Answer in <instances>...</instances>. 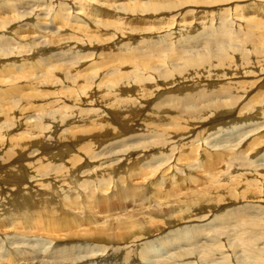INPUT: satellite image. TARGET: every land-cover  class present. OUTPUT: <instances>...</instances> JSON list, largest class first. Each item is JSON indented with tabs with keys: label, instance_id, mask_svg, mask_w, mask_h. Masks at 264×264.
Instances as JSON below:
<instances>
[{
	"label": "bare ground",
	"instance_id": "1",
	"mask_svg": "<svg viewBox=\"0 0 264 264\" xmlns=\"http://www.w3.org/2000/svg\"><path fill=\"white\" fill-rule=\"evenodd\" d=\"M82 1L83 2L85 1L84 2L85 4L90 3L89 0H80V1L77 0L75 5L77 7L78 6L81 7L80 8L81 10H83V8H84L81 5ZM178 2L176 0L169 1V2L168 1L167 2H159V1L155 2L154 1V2H145V3H140V2L135 1L134 2L135 4H132V3L121 4L117 7L118 8L121 7L122 13H132V14L137 13V12L144 13L141 11H144V10L146 11V9H148L149 13H150V11H158V10L163 9V8L176 7V6H178V4L181 3V0H179ZM190 2H192V1H190ZM126 3H128L127 0H126ZM91 5H92V3H90V6L88 7V9H90ZM50 6L51 5L44 6V7H41V6L40 7L39 6L32 7V6L28 5L27 7H24L23 2H20V1L19 2H11V3L8 2L5 4L6 11L9 10V13L12 14L13 19H20V20L25 18V16H32L35 13V11H39L41 13H43V11L50 12L52 10V6L51 7ZM20 8L21 9L23 8L22 9L23 11L20 10ZM25 8H27V9H25ZM85 8H86V6H85ZM60 9L63 11L64 8L61 7ZM255 9H257V8H255ZM61 10H58V11H61ZM87 13H88V11H87ZM4 15L0 16V22H5L7 24L8 23L7 21H8V19L10 20V17H5ZM262 17H261V19H262ZM257 18L259 19V17H257ZM54 19H55L54 22L58 21V23H56V24H60V23H63L65 21V17L62 18L60 15H56L54 17ZM232 19L233 18L231 17L230 20H228V21L231 22ZM258 19L257 20H255V19L249 20L251 22H249L248 27H251V28H249L248 30H250V29L251 30H253V29L258 30L257 29L258 27L261 29L264 28V23ZM189 25H187V27L185 29H187ZM223 25L226 26L227 24L224 22ZM241 26L242 25H240V27ZM193 30H195V28ZM211 31H212V29H211ZM35 32H36V30H35ZM230 32L231 31L226 30L227 36L224 38H219L217 45H215L216 50L209 51V52H203L199 55H196V57H192L189 60L185 59L184 62H186V60H187L186 64H188V65L190 64V67L192 65L193 68H196L197 74H200V77L197 80H200L203 83L204 80L207 82V81H212V80L217 79V78H221V79L224 78L225 79L227 77V75L230 74V71L226 72L227 69L225 67L232 68L235 70V66H237V65H235L236 59L238 57L241 59L245 58V56L243 55V52L241 50L240 51H241L242 55L237 56V53H236L237 57H234V59L229 57L231 55V52L235 51V50L232 51L230 44H229L230 46L227 45L230 41H232L231 39H233L232 38L233 35L230 36L231 34H229ZM244 32H245V30H244ZM260 32L261 31H259V34H260ZM174 33H175V31H174ZM174 33H172V34H174ZM184 33H185V30H184ZM252 33L253 32H250V34H252ZM256 34H257V32H256ZM167 35H166V38H167ZM247 35H248V33H247ZM247 35H246V37H248ZM183 36H185V35H183ZM221 36H222V34H221ZM170 37L172 38V36H170ZM255 37H256V35H255ZM178 38H180V37H178ZM254 38H253V40H254ZM1 39H0V56L3 57L6 55H9L10 52L13 53L15 51L14 49L7 48V47H9V45L13 44V42H11L12 40L9 38H5V40H1ZM121 39H122V37H121ZM196 39H197V37H196ZM250 39H251V37H250ZM259 39L260 38H258V40ZM262 39H263V37H262ZM8 41H9V43H8ZM56 41H58V39ZM150 41H152V40H150ZM169 41L172 42L171 40H169ZM181 41H183V40H181ZM191 41H193V40H191ZM256 41H257V38H256ZM4 42H7V44H4ZM38 42L39 43H37V45H36L37 48L41 47L42 46L41 43H43L42 40L38 41ZM65 42H66V40H65ZM152 42H154V39ZM261 42H264V41H261ZM175 43H177V42H175ZM244 43H246V42H244ZM241 45H243V44H241ZM36 46H35V48H36ZM130 46H131V43H130ZM136 46L137 45L135 44V47ZM161 46H163V45H161ZM21 47L22 48H20L19 51H17L15 54L13 53V54L16 56L21 55V54L22 55L23 54L24 55L29 54V55H31V59H34L32 57L36 56L37 51L35 52L34 49H32L33 48L32 46L31 47L28 46V48H27V46H21ZM155 47L156 46H154L152 48L154 49ZM17 48H19L18 45H17ZM168 48L171 51L174 49V48L172 49L171 46ZM203 48H205V47L202 46L201 49H203ZM260 48H262V46ZM263 48H264V43H263ZM129 49H127V50H129ZM133 49H135V48H133ZM149 49H151V48H147V51ZM193 49H194V47H193ZM156 50L157 49H155V51ZM160 50H162V49H160ZM163 50H166V48L163 47ZM119 51H121V50H119ZM123 52H125V50ZM253 52H255V51L253 50ZM256 52L258 53V51H256ZM12 53H10V54H12ZM126 53H128V52L126 51ZM139 53H141V52H139ZM139 53H138V55H139ZM167 53H165V54H167ZM129 54H130V52H129ZM142 54H144V52H142ZM146 54H147V52H146ZM146 54H144L142 56H145ZM153 54L154 53H152V55ZM177 54H180V53H177ZM185 54H186V52H185ZM194 54H196V53H194ZM29 55L25 56V58H27ZM87 55L88 54H84L82 52L75 53L71 57V59H74L75 61L71 60L70 61L71 63L64 62V63H60V65H58L56 63H52V62H50L48 64H44L43 60H41L37 57L38 61H35L36 63L34 61L33 62H27L28 60L22 61L23 64H26V63L31 64L30 66L22 65L20 67H18V66L16 67L17 69L21 68L20 70H22V71H24V69H25L24 67H27L28 70L32 73V76H37V75H35L36 73L42 72L43 76L42 77L40 76V78H41L40 81H37V82L31 81L32 84L35 83L34 85H36L38 82H41V83H38V85H40V86H42V85L52 86V85L48 84L52 80H54L53 82H56V83H60L62 81L66 83L67 88L63 91L61 90L62 92L55 93V91H53L54 93L50 94V92L47 91L48 92L47 93L48 98H50V100L53 103L52 107H48L49 101L44 99L45 93L43 90L41 91L40 88H39L40 92L39 91L35 92L36 95L24 93V96L20 99H17V100H16L15 96L13 98L11 97L12 96L11 89H13L14 87L9 88L7 86L6 90L0 92V99H1V105H0V139H1V142L5 143L6 149H7V152L5 154H1V152H3L4 150L0 151V167H1L0 169L5 170V175L0 178V232L6 231L5 236L2 238L3 240H0V264H28V263L32 262L37 255L42 256V258L44 259V260H40L41 264H67V263L70 264L71 260H75L76 257H77V259H79V260H77V262H78L77 264H93L95 258L98 255L101 256V254H99V253L109 252L108 250H110V249L115 250L118 248V246L112 247V245H114V244L120 245L121 243H123L124 246L128 245L127 247L132 248V249L134 247H138L140 250L139 252H140L141 257L146 258L148 256H150V257L156 256V254H154V253L156 252V250H157L156 247H158V246L155 244V242L148 240V241H145L144 243H141L138 245H136V244L134 245V243H136L140 239L150 237L152 235L155 236L156 234L162 232V228L165 224L168 225L169 227H172V226L174 227V225H172V223L179 221L178 219H175V218H181L182 220L184 219V220H191V221L194 220L195 222H197V221L205 222L207 220V217H209V214H210L209 204L218 201V198H220L221 201H224V200H231L232 201V199L237 200V199H245V198L247 200L248 199L249 200H256V199L261 198L260 195H262V194L258 193L256 190H258V191L262 190L264 188L263 187L264 183H262V179H260L261 177H259V174L255 173V171L259 169L257 166H260V165L264 166V163L263 164L260 163L257 165L255 162L256 165H254V164L252 165L249 161L246 163V164H248L246 166L244 165V163H240V167L237 169H241L242 171L244 170L243 172L236 171V170L234 172H232V171L230 172V169H232V167H234V161L235 162L240 161L239 158H243L245 156V152H247L251 148L252 143L257 139V138L254 139L251 142V144L246 145V150H243L242 147H239V145L243 141V140L239 141L241 139V137L246 136L245 140H247L248 138L253 136L251 133H249L250 131H246L244 135H241L236 140V141H238V143L235 145H231V144L236 142V141L230 143V146H221L220 144H218L221 141L210 142V140L205 139V141L201 140V142H203L202 146L204 147V149H206V151L203 148H202L203 151L200 150V148H201L200 142H199L200 140L198 141V144L196 146H193L191 148L192 150L191 149L187 150V148H185V147L187 146V144H186L187 141L190 139L189 138L190 133L189 134L188 133L176 134V126L171 125L170 123L166 125L165 124V123H167L165 121L166 116L162 115V113H161L162 110H166L167 108H160L158 110L159 115H156L155 113L154 114L150 113L149 115H147L149 112L148 113L146 112L147 117L144 116L142 119V122L139 125L133 124V128L135 126V129H136V127H140V125H142L140 131L143 130V131L147 132L149 130V131H151L150 133H154L156 138H162V141L160 140L158 142V144H155V147L163 148L164 150L167 149V151H163V152L158 151L157 153L147 155L146 154L147 150L152 148L151 145H152L153 140H150V139L154 137L153 135H149V134H147L146 136H135L132 139L128 137L127 140L122 139L118 142L108 143L106 146H104L103 148L100 149L101 151L99 150V148H96L95 145L98 147V144H99V142H97L98 140H100L102 138H104L103 140H106L109 138V136L107 138L106 134H108L111 131L110 125L112 124V122L116 123V120L118 119L119 115L121 114L120 112L125 113L128 110L132 113L133 116L136 114H137V116H139L141 112L138 111L137 109L139 106H140L139 108H141V107L144 108L145 103L144 104L142 103L143 105H141V102L142 101L144 102V100H142L141 102H139L140 105H138V103L136 101H138V99H140V98L145 97L146 94H148V93H156V89L158 87L152 82L153 80H151V79L149 80V77H148L149 74H147V76H146V73H148V72H146L142 69V67L143 68H145L147 66L149 67V64H148L149 62L147 63L146 60L144 62H142L140 60V62H142V64L140 65V63H139V66H136V67L131 66L132 68H130L129 71H124V70L120 69L121 67H125V65H123L125 61L124 62L121 61V63H122L121 66H117V67L115 66V68L113 70L110 69V71L112 70L111 72H113L112 74H110L109 76L107 73H106L107 75H103V77L105 76L106 79L101 77V72L99 73V71H98L95 74L86 77V81H84L83 86H81V90L78 89V91H77V89H76L77 86L76 85L73 86L69 81H70V79H73L72 81L75 83L78 80V78H80V77L77 76V78L76 77L74 78L73 76H76V75L72 74L71 71L67 72V77L63 76L61 74L62 73L61 68H65V67L67 68V67H70L71 65L74 66V65H78V64H79L78 67L80 68L81 66L85 65L84 59L87 58ZM148 55H149L148 57H150V54H148ZM248 55L250 56L252 54H248ZM253 55H255V53ZM45 56H44V58H45ZM49 56L50 55H48L47 57H49ZM181 57L184 58L185 56H181ZM190 57H187V58H190ZM259 57L262 58V61L264 60V51H262V52L260 51ZM153 58H155V57H153ZM126 59L127 58H125V60ZM128 59H129V56H128ZM138 59H139V57H138ZM151 59H152V57H151ZM165 59H167V57H165L164 60ZM170 59H171V56H170ZM246 59H248V58H245L242 60L245 61ZM136 60H137V58H136ZM143 60H144V58H143ZM158 61L159 60H157V63H158ZM167 61H169V58ZM167 61L165 60V62H167ZM160 62H161V60H160ZM172 63L173 62H171V64ZM131 64H133V63H131ZM160 65L161 64H159V67H160ZM177 66H175L174 69L179 68V66L178 67ZM184 66H185V63H184ZM118 67H120V68H118ZM172 67L173 66H171L170 68L172 69ZM94 68H96V66ZM112 68H113V66H112ZM153 68H155V67H153ZM161 68L162 69H160V68L159 69L162 71L163 69L166 68V66L164 68L163 67H161ZM238 68H240V67H238ZM179 69H178V71H179ZM259 69L263 71L264 66L259 67ZM11 70L13 71L14 69H11ZM165 70H167V69H165ZM17 71H16V73H17ZM55 71H56V74H55ZM173 71H176L179 74V72L177 70H173ZM183 71H185V70H183ZM190 71L191 70H189V72ZM218 71H220V72H218ZM241 71H244V69H241ZM25 72L27 75V71H24V73ZM161 73H162V75H168V74H163V72H161ZM173 73H175V72H173ZM187 73H188V71H187ZM19 74H22V72ZM237 74H239V73H237ZM245 74H246V72L244 71L242 73V76H244ZM6 75H8V74H6ZM29 75H31V74H29ZM175 75L177 76V74H175ZM185 75H186V73H185ZM22 76H23V74H22ZM204 76H206V78ZM15 77L16 76L14 74V78ZM160 77H159V79H161ZM16 78H19V75ZM22 78L27 79V78H29V76H24ZM134 79L137 80L136 83L133 82ZM171 81H172L171 84H174V86L177 85L179 87L178 92L183 93V94H178V95H181L180 102H178V101L174 102L175 99L174 100L173 99L168 100L165 98L164 104L159 103L158 105L165 106L168 108L170 107L172 109L171 111L175 110V115H181L180 113L183 112L181 105H186V104L192 103V102H189V100L191 98L187 95L189 93H186V92H189V90L187 89V91H186V89H185L186 87H188V85L183 83V85L180 86L179 83H182V81H177V79L174 81L173 80H171ZM200 81H198V82H200ZM31 82H29V84L31 86H34L31 84ZM193 82H195V83H193L195 86H196V84L197 85L199 84V83H196L197 81H193ZM151 83H153V84H151ZM230 83L226 82L225 84H222L219 86H217V84L214 83V84H216V89L215 88L212 89V87H211L212 82L210 84L208 82V84H203V85H205L206 88L207 87L211 88V89H209L210 91L221 90L220 93L224 94L226 97L229 93L232 92L233 86L235 85V84L231 85ZM232 83H234V82H232ZM250 83H251V81H250ZM88 85H89V88L93 91H88L86 93L88 95V99L82 100L81 103L77 105L76 103H74V101H75L74 99L76 98V94H79V95L83 94L84 95L85 94L84 87H87ZM165 85L166 84H164V86ZM194 85L191 84V86L188 88H193L192 86H194ZM15 87H16V84H15ZM35 87L30 88V91L31 90L35 91ZM201 87H203V86H201ZM213 87H215V86L213 85ZM235 87H237V86H235ZM17 88H18V86H17ZM25 88H26V86H25ZM222 88H223V90H222ZM22 91H24V90L22 89ZM239 92H240V89H239ZM55 94H58L60 97L59 96H57V97L52 96ZM60 98H63L65 100H61ZM176 98H177V96H176ZM187 98H189V99H187ZM11 100H13V102ZM31 100H33V101H31ZM35 100L37 102H39L38 106L34 105L36 103ZM190 101H192V100H190ZM208 101H209V99L205 98L203 104L209 105L210 103H208ZM67 102H69L70 105H66L65 103H67ZM237 102L240 103L239 100ZM263 102L264 101H262V104H263ZM45 103H47V104H45ZM220 103H221V101L217 102V105L215 106L216 107L215 110L216 109L218 110L219 106L220 107L223 106V104L220 105ZM243 104H244V102H243ZM245 105H246V103L244 104V106ZM262 106H264V105H262ZM255 107H256V109L257 108L259 109L260 106L259 107L255 106ZM260 109H261V107H260ZM232 110H233V108L231 110H226L225 113L220 112L218 116H215V118H213L211 121L209 120V123H213L216 120L229 118L230 116L233 117ZM253 110L254 109L252 108V111ZM184 112L187 114L186 120H189V118L197 115V113H195L197 111H192L189 109H186ZM261 112H262V117H264V107L261 110ZM183 114L184 113H182V115ZM182 115H181V117H182ZM133 116H132V118H133ZM235 117H236V115H235ZM130 124H132V123H130ZM122 126H125V125H122ZM61 129H63V130H61ZM261 129H263V131H264V127H260L257 130V132ZM184 132H187V131H184ZM250 134H251V136H250ZM92 136H94L96 138H94V139L90 138ZM83 137H84V139H83ZM81 141H88V142H86V144L83 145V148H82L88 153L87 155L83 154L84 157L79 155V154L77 156L73 154L74 152H76L77 147H82V146H79V143ZM259 142H260V140L257 139V143H259ZM53 143L55 145H52ZM50 146H53L57 150L52 151ZM59 146H60V148H59ZM91 146H92V149H91ZM241 146H243V145L241 144ZM253 146H255L257 149L259 147V144H257V145L253 144ZM260 147H262V146H260ZM9 150H12L13 154H10V153L8 154ZM99 151H100V153L97 154ZM68 152L72 153L73 157L70 158L68 161H64V156ZM255 153H256V151H255ZM252 154H254V152H252ZM138 155L140 158V159L138 158L139 161H141V160L144 161L146 159H148V161H149V158L152 157L153 155H156L155 157L160 156V159L157 162V168L155 170H148V172H146L145 169H146V166L148 163V161H147L145 163V165L143 166L141 173H139L138 179L141 180V183L138 184L136 182H133V183L127 182L124 179H122L120 176H118L119 171L117 172V168H120L121 165L125 166L127 164L126 161L128 163H130L131 161H133V158H135V156L138 157ZM88 156H89V158L87 159ZM31 157L37 158L35 160V162L37 163L35 166H32V164H29V165L22 164V162H21L22 159L24 161H27ZM90 157L91 158L97 157L96 160H97L98 164H97V166H94L93 167L94 169L91 171L90 170L88 172L83 171L81 174L87 175V177L85 179H83L82 181L78 182L79 177H80L79 176L80 174L78 171H79L80 167L83 168V166L89 168V165H90L89 161L91 159ZM263 157H264V154H263ZM259 158H260V156H259ZM211 160H213L215 162L216 166L219 165V168L217 169V172H218L217 175H213L214 172L211 173V170L214 169L212 167V164H210V163L208 164V161H211ZM155 161H157V159H154L151 162H155ZM262 162H264V159H262ZM3 165H5V167H3ZM235 165H239V164H235ZM114 166H116V168ZM123 166H121V167H123ZM243 166H245V168ZM198 167L200 169V172L205 173V171H209V174L211 177H213V176L220 177L223 182H226L228 187L224 190H221L218 187L213 188L215 190V193H216V198H214L208 194L194 195V194L188 193V190H187V188H185L186 186L184 184V181L186 179L190 178V176L187 173L190 170H197L198 171ZM87 168H86V170H87ZM262 169H264V167H262ZM20 171H26V172L24 175H21L22 172H20ZM258 171H260V170H258ZM238 172L240 174H238ZM251 174L254 176H257V177H254V179H252ZM92 175H95L94 179L91 178ZM89 176H90V178H89ZM242 176L245 178H243ZM248 176L250 179H248ZM81 178H80V180H81ZM221 180H216V181L212 182V184H220ZM259 180H261V182ZM14 181H15V184H13ZM171 181L173 182V188L172 189H166V185H169V183ZM161 182H163V185H161ZM179 188L181 189L182 193L178 192ZM248 188H252L255 190L252 193L247 194V192H249V191H247ZM2 189L3 190H9L13 193L11 195L5 194V196H3V195H1ZM184 190H186V192H183ZM210 193L213 194L214 192H210ZM239 202L242 203L241 201H239ZM243 202H245V201H243ZM203 204H204V207H202L198 210L193 209L194 207H198V205H203ZM232 205H234V204H232ZM214 206H216V205L211 206V210L214 208ZM242 208H244V207H242ZM244 209H246V208H244ZM259 209H261V206ZM251 210H252V208H251ZM234 214H235V212H234ZM244 214H246V213H244ZM250 214H252V213H250ZM199 215H200V217H199ZM238 215L239 214H237V217H238ZM234 216H236V215H234ZM237 217H236V219H237ZM262 219H264V218H262ZM241 220H243V219H241ZM246 220H248V219H246ZM243 221L245 223V220H243ZM220 224H225V222L222 223V221H220ZM202 225H204V224H202ZM202 225L201 224L197 225V227H200ZM204 226H207V225L205 224ZM259 226H261V225H259ZM217 227H216V229H218ZM225 228H226V226H225ZM206 230L207 229H203L202 231L204 232ZM228 230L229 229H227V231ZM194 231H195V233H194ZM200 231H201L200 229L195 228L194 230H188V233H185L182 235H180L181 232H177V233H175L176 237L170 238L169 244L180 243L182 241H190V240H193L195 242L196 241L195 239H197V237L201 235ZM202 231H201V233H202ZM221 231H224V228H222ZM39 232H41L43 234L46 233L48 235L47 238H49V237H54V238L52 240H48L45 237L39 238L38 235H41ZM211 232H212V229H211ZM224 232H222V233H224ZM234 232H235V230H234ZM259 232H260V230H259ZM256 233H258V232H256ZM260 233H258V234H260ZM218 234H219V232H218ZM250 234H252V232ZM6 235H8V236H6ZM187 235H193V237L183 238L184 236H187ZM220 235H221V233H220ZM225 235H224V237H226ZM202 236H205V235L202 234ZM207 236H208V234H207ZM234 236H236V234ZM236 237H238V236H236ZM207 238L209 239V237H207ZM228 238L233 239L229 235H228ZM84 239H85V241H91V242L86 243V245L80 244V241L84 240ZM165 239L162 241L161 240L158 241L159 246H161V247L163 246L162 247L163 249H165V247H166V246H164L165 245L164 244ZM58 240H59V242H58ZM54 241H56V244L54 243ZM207 241L208 240L206 239V241H203V242L206 243ZM214 241H216V240H214ZM251 241H252V239H251ZM192 243L193 242H190L189 244H192ZM240 243H242V242H240ZM253 243H254V241H253ZM172 244H171V246H172ZM242 244L244 246L248 245V247H245L248 251L246 249L245 250L249 255L251 254V257L253 258L250 261H247L243 264H264V251L262 252L260 250H258V251L255 250L254 247L252 246V244L248 243L247 239L246 240L244 239ZM258 245L259 244H257V246L256 245H254V246H256V248H257ZM229 246H231V245H229ZM259 246H261V245H259ZM168 247H170V246H168ZM207 247H209V246L207 245ZM207 247L203 246L202 247L203 249L200 252L196 251V250H195L196 252H192L190 249H185V248L182 249L181 248L182 250H180L179 252L178 251L175 252L174 257L170 260L169 263H166V264H185V263H182V261H185L186 259H188V260L191 259L193 262L194 260H196V259L198 260V258H201V257L207 258L204 255L210 256V254L212 253L210 250L211 247L210 248H207ZM212 247H215V246L212 245ZM219 247H216V250ZM233 247H234V245H233ZM261 247H259V248H261ZM178 248L180 249V247H178ZM262 249H263V247H262ZM245 250H244V252H245ZM42 251H44V252H42ZM126 251H124V252L126 253ZM40 253L43 255H41ZM200 254H201V257H198ZM243 254H245V253H243ZM212 255H214V254H212ZM131 256H129V258ZM109 257H110V255H109ZM81 259H83V260L81 261ZM178 259H181L182 261H180L178 263V261H177ZM67 260H70V261H67ZM109 260H110V258H109ZM74 263H75V261H74ZM233 263H236V261ZM150 264H161V263H159V261H156V262L153 261Z\"/></svg>",
	"mask_w": 264,
	"mask_h": 264
},
{
	"label": "rangeland",
	"instance_id": "2",
	"mask_svg": "<svg viewBox=\"0 0 264 264\" xmlns=\"http://www.w3.org/2000/svg\"><path fill=\"white\" fill-rule=\"evenodd\" d=\"M19 1L23 2L24 7H27L28 5H30L32 7H35V6L44 7V6L51 5L52 10L50 12L43 11V13L34 10L35 13L32 16H25V18H23L21 20L20 19H13L12 14L9 13V10L6 11L5 4L8 2L11 3V2H19ZM76 1L77 0H0V16H3L5 14L4 15L5 17H10V20L8 19L7 24L5 22H0V39L2 38L1 40H5V38H9L12 40V41L11 40L10 41L13 42V44L9 45V47H7V48L14 49L15 50V51L13 50L14 54L17 51H19L20 48H22L21 46H27V48H28V46H30V47L32 46L33 47L32 49H34L35 52L37 51L36 56H34L35 55L34 54L33 55L34 57H32L34 59H31V55H29V54H27L29 56L27 58H25V56H27V55L21 54V55L16 56L12 52H10L12 54L9 53V55L3 56V57L0 56V92L6 90L7 86L9 88L14 87L13 89H11V93H12L11 97L13 98L15 96L16 100H17V99L22 98L24 96V93L36 95L35 92H38V91L40 92V89H41V91L43 90L45 93L44 99L49 101L48 107H52L53 103L50 100V98H48L47 93L48 92H50V94L54 93L53 91H55V93H58V92H62L63 90H65L67 88L66 83L63 81L60 83H56V82H53L54 80H52L51 82L48 83L49 85H52V86H47V85L40 86V85H38V83H41V82H38L36 84L37 86L34 85L35 83L32 84V82L40 81V79H41L40 76L42 77L43 73L38 72L35 74L37 76H32V73L28 70V68L24 67L25 68L24 71H27V75H26V72L24 73V71L20 70L21 68H18V69L16 68L17 66L20 67L22 65H28V66L31 65V64H27V63L23 64L22 63L23 60H28L27 62H33V61L35 62V61H38V59H37V57H38L39 59L43 60L44 64H48V63L52 62V63H56V64L60 65V63H64V62L71 63L70 61L74 60V59H71V57L75 53L82 52L84 54H88L87 58L84 59V61H85L84 66H81L79 68L78 67L79 64H78V65H74V66L71 65L70 67H67V68L66 67L61 68L62 69L61 74L63 76L67 77V72L71 71L72 74L76 75V76H73L74 78L75 77L77 78V76L80 77V78H78V80L75 83L72 81L73 79H70V81H69L73 86L74 85L77 86V88H76L77 91H78V89L81 90V86H83L84 81H86V77L93 75L98 71H99V73L101 72V77H103V75H107V74L109 76L110 74L113 73L111 71L115 68V66L117 67V66L122 65L121 61L122 62L125 61L123 64V65H125V67H121V68L118 67V68H120L124 71H129L130 68H132L131 66H133V67L139 66V63L141 65L142 62H144L146 60L147 63L149 62L148 63L149 67L148 66L145 68L142 67V69L144 71L148 72V73H146V76H147V74H149L148 75L149 80L150 79L153 80L152 82L158 87L156 89V93H148V94H146L145 97L142 96L143 98H140V99H138V101H136L138 103V105H140L139 102H141L142 100H144V102L142 101L141 105H143L145 103L144 108L143 107L139 108L140 107L139 106L137 109L138 111H140L142 113V114L140 113L139 116H137V114L133 116L132 113L128 110L125 113L120 112L121 114L119 115L118 119L116 120V123L112 122V124L110 125L111 131L108 134H106L107 138H108V136H109V138L106 140H103L104 138L98 140L97 141V142H99L98 147L94 144L96 148H99V150H100L101 148H103L104 146H106L108 143H111V142H118L122 139L127 140L128 137L132 139L135 136H146L147 134H149V135H153L154 137L150 139V140H153L152 145H151L152 148L147 150V152H146L147 155L157 153L158 151H161V152L167 151V149L164 150L163 148L155 147V144H158V142L160 140L162 141V138H156L154 133H150L151 131H149V130L147 132L143 131V130L140 131L142 125H140V127H136V129H135V126L133 128V124L139 125L142 122V119L144 116L147 117V115H149L150 113L151 114L155 113L156 115H159L158 110L160 108H167L166 110H162V112H161L162 115L166 116L165 121L167 123H165V124L167 125L170 123L171 125H175L176 126V134H179V133H181V134L188 133L189 134L190 133V136H189L190 139L187 141V143H186L187 146L185 147V148H187V150L191 149L193 146H196L198 144L199 140H200L199 142H200V146H201L200 150H202V148L204 149V147L202 146L203 142H201V140L205 141V139L210 140V142L221 141L220 143H218L221 146H230V143L236 141L241 135H244L246 131H250L249 133H251L253 136L250 138L247 137L248 138L247 140H245L246 136L241 137V139L239 141L243 140L241 143L243 146H241V144H240L239 147H242L243 150H246V145L251 144V142L256 138L259 139L260 142L257 143V139H256L252 143L251 148L247 152H245V156L243 158H239L240 161H238V162L234 161V167H232V169H230V172L231 171L234 172L235 170L243 172L244 170L242 171L241 169H237L240 167V163H244L245 166L248 165L246 163L249 161L252 165L253 164L258 165L260 163L261 164L264 163V162H262V159H264V157H263V154H264V148H263L264 147V131H263V129H261L257 132V130L260 127H264V124H263L264 123V117H262V112H261V110L264 107V106H262V105H264V102L262 104V101H264V70L262 71L259 69V67L264 66V60L262 61V58L259 57L260 51L261 52L264 51V48H263L264 42H261V41H264V36H263L264 35V28L262 27L263 29H261L258 27L257 28L258 30H256V29L255 30L250 29L251 31L248 30L249 28H251V27H248L249 22H251L249 20H254V19L257 20L258 19L257 17H259L258 20H260L261 22L264 23V0H228V1L227 0H216V1L215 0H190L192 2H190L189 0H181V3L178 4V6L173 7V8H163V9H160L158 11H150V13H149V10L146 9V11L145 10L141 11L144 13L137 12L134 14L122 13L121 7L118 8L117 6H119L121 4H130V3L135 4L134 3L135 1L140 2V3H145V2H154V1L155 2H157V1H159V2H167L168 1L169 2V1H174V0H127L128 3H126V0H89V2L92 3L90 9H88V7L90 6V3L85 4L84 3L85 1L81 2V5L84 7L83 10L80 9L81 7H79V6L77 7L75 5ZM176 1L178 2L179 0H176ZM84 5L86 6V8ZM61 7L64 8L63 11L60 9ZM255 8H257V9H255ZM22 9L20 8V10H22ZM25 9H27V8H25ZM58 10H61V11H58ZM87 11H88V13H87ZM56 15H60L62 18L65 17V21L63 23L56 24V23H58V21L54 22V20H55L54 17ZM231 17L233 18L231 20V22L233 24L230 21H228V20H230ZM261 17H262V19H261ZM224 22L227 24L226 26L223 25ZM187 25H189V26L187 29H185L187 27ZM240 25H242V26L240 27ZM194 28H195V30H193ZM211 29H212V31H211ZM225 29L231 31L229 33V34H231L230 36L233 35L232 36L233 39H231L233 42L230 41L227 45L228 46L231 45L230 47H231L232 51L233 50H235V51H233L234 53L231 52V55L229 57L234 59V57L242 55V53H241V51H242L245 58H248V59H246L244 61L242 59H245V58L241 59L238 57L236 59L235 65H237V66H235V70L232 68L225 67L227 69L226 72L230 71V74H228L225 79L224 78L223 79L217 78V79H214L212 81H207V82L204 80L202 83L200 80H197L200 77V74H197L196 68H193L192 65L190 67V64L188 65V64H186V62H187V60L191 59L192 57H196V55H199L203 52H209V51L216 50L215 45H217L219 38H224L227 36ZM243 29L245 30V32ZM35 30H36V32H35ZM184 30H185V33H184ZM174 31H175V33H174ZM255 31L257 32V34ZM259 31L262 32V33L260 32L261 35L259 34ZM171 32L174 34H172ZM250 32H253L252 33L253 35L250 34ZM247 33H248V35H247ZM165 34L166 35L168 34L167 38H166ZM221 34H222V36H221ZM254 34L256 35V37ZM169 35L172 36V38ZM183 35H185L186 37ZM246 35L248 37H246ZM249 36L251 37V39ZM121 37H122V39H121ZM178 37H180V38H178ZM196 37H197V39H196ZM262 37H263V39H262ZM253 38H254V40H253ZM256 38H257V41H256ZM258 38H260L261 40L259 39L260 40L259 41ZM57 39H58V41H56ZM153 39H154V42H152ZM190 39L193 41H191ZM41 40L43 42V43H41L42 46L37 48L36 45H37V43H39L38 41H41ZM65 40H66V42H65ZM150 40H152V41H150ZM169 40H171L173 43L170 42ZM181 40H183L184 42ZM158 41L160 43L162 41L163 42L160 44ZM174 41L177 43H175ZM244 42H246V43H244ZM8 43H9V41H8ZM130 43H131V46H130ZM4 44H7V42H4ZM33 44L36 46V48ZM135 44L137 45L136 47H135ZM241 44H243V45H241ZM17 45L19 48H17ZM153 45L156 46L154 49L152 48V47H154ZM161 45H163V46H161ZM169 45L172 47V49L174 48L172 51L168 48V47H170ZM202 46L205 48L201 49ZM261 46L263 49L260 48ZM163 47H165L166 50H163ZM193 47H194V49H193ZM122 48L125 50V52H123L124 50ZM133 48H135V49H133ZM147 48H151V49H149L147 51ZM127 49H129L130 51ZM155 49H157L156 50L157 52L155 51ZM160 49H162V50H160ZM119 50H121V51H119ZM253 50L255 52H253ZM126 51L128 53H126ZM145 51L147 52V54ZM256 51H258V53ZM129 52H130V54H129ZM139 52H141V53H139ZM142 52H144V54H146V55L142 56V55H144V54H142ZM176 52L180 53V54H177ZM185 52H186V54H185ZM138 53H139V55H138ZM152 53H154L155 55L154 54L152 55ZM165 53H167V54H165ZM194 53H196V54H194ZM236 53H237V56H236ZM254 53H255V55H253ZM148 54H150V57H148L149 56ZM248 54H252V55H250L251 57ZM48 55H50V56L47 57ZM122 55L125 58H127L126 59L127 61L125 60V58ZM127 55L129 56V59H128ZM169 55L171 56V59H170ZM44 56H45V58H44ZM164 56L167 57V59H165V60L167 61L169 58V61L165 62ZM181 56H185V57L182 58ZM138 57H139V59H138ZM151 57H152V59H151ZM153 57H155V58H153ZM187 57H190V58H187ZM136 58H137V60H136ZM143 58H144V60H143ZM156 59L159 60L158 63H157ZM185 59H187L186 62H184ZM140 60L142 62H140ZM160 60H161V62H160ZM171 62H173V63L171 64ZM131 63H133V64H131ZM184 63H185V66H184ZM159 64H161L160 67H159ZM168 65L170 67L173 66L172 69ZM177 65L179 66L180 69L177 68L178 67ZM95 66H96V68H94ZM112 66H113V68H112ZM165 66H166L165 69H167V70L163 69L164 71L163 70L161 71L160 70V69H162L161 67L164 68ZM175 66H177L176 67L177 69H174ZM153 67H155V68H153ZM238 67H240V68H238ZM11 69H14V70L12 71ZM110 69H112V70L110 71ZM178 69H179V71H178ZM241 69H244V71L246 72V74L244 76H242V73L244 71H241ZM168 70L169 71L171 70V71L169 72ZM173 70H177L179 72V74ZM183 70H185V71H183ZM189 70H191V71L189 72ZM16 71H17V73H16ZM187 71H188V73H187ZM21 72H22L23 76H22V74H19ZM161 72H163V74H168V75H162ZM173 72H175V73H173ZM218 72H220V71H218ZM185 73H186V75H185ZM237 73H239V74H237ZM6 74H8V75H6ZM14 74L16 77L19 75V78H16V77L14 78ZM29 74H31V75H29ZM55 74H56V71H55ZM175 74H177V76ZM24 76H29V78H27V79L22 78ZM159 77L161 79H159ZM204 77L206 78V76H204ZM103 78L106 79L105 76ZM176 79H177V81H182V83H179L180 86H182L184 83V84H187L188 87H190L191 84L194 85L193 83H195V82H193V81H197L196 83H199L198 84L199 86L196 84V86L198 88L195 85L192 86L193 88H188V87L185 88L186 91H187V89L189 90V92H186V91L185 92L189 93L187 95L189 97H191L190 100H192V101L189 100V102H192V103H189L186 105L180 104L181 108L183 110L182 113H184L182 115V113L179 112L182 115V117H181V115H175V110L171 111L172 109L170 107L168 108L165 106L158 105L159 103L164 104L165 98L168 100H170V99L174 100L175 99L174 102L175 101L180 102L181 95H178V94H183V93L178 92L179 87L177 85L174 86V84H171L172 83L171 80L174 81ZM198 81H200L201 83ZM250 81H251V83H250ZM29 82H31V84L34 86H31L29 84ZM133 82L136 83L137 80L134 79ZM208 82H209V84L212 82V85H211L212 89L213 88L216 89V84H217V86H219V85L225 84L226 82H229V83L231 82L230 83L231 85L235 84L233 86L234 91L232 90V92L229 93L230 95L228 94L225 97L224 94L220 93L221 90L210 91L209 89H211V88H209V87L206 88V86L203 85V84H208ZM232 82H234V83H232ZM14 83L16 84V87H15ZM153 83H151V84H153ZM214 83H216V84H214ZM164 84H166V85L164 86ZM213 85L215 87H213ZM17 86H18V88H17ZM25 86L27 89L25 88ZM201 86H203V87H201ZM235 86H237V87H235ZM33 87H35V91H32V90L30 91V88H33ZM22 89L24 91H22ZM84 89H85L84 95L83 94L82 95L76 94V98L74 99L75 100L74 103H76L77 105L80 104L82 100L88 99V95L86 94L88 91H93L89 88V85L87 87H84ZM239 89H240V92H239ZM222 90H223V88H222ZM175 95L177 96V98L178 97L179 98L177 99ZM52 96L57 97L59 95L55 94ZM205 98L209 99V101H208V103H210L209 105L203 104ZM60 99L65 100L63 98H60ZM187 99H189V98H187ZM236 100L237 101L239 100L240 103L237 102ZM241 100L244 102V104L246 103L245 106ZM11 101L13 102V100H11ZM31 101H33V100H31ZM219 101H221L220 105L223 104V106L220 107L218 105L219 109L215 110V108H216L215 106L217 105V102H219ZM36 103L34 105L38 106L39 102L36 101ZM45 104H47V103H45ZM65 104L70 105L69 102H67ZM0 105H1V99H0ZM254 105L257 107L260 106L261 109H260V107H259V109L258 108L256 109V107ZM232 108H233V110H232L233 117L230 116L229 118H224V119L216 120L213 123H209V120L211 121L213 118H215V116H218L220 112L225 113L226 110H231ZM252 108L254 110L255 109L256 110L255 111L253 110L254 111L253 112ZM186 109H189L192 111H197V112H195V113H197V115L189 118V120H186L187 114L184 112ZM146 112L147 113L149 112V113L147 114ZM235 115H236V117H235ZM132 116H133V118H132ZM130 123H132V124H130ZM122 125H125V126H122ZM61 130H63V129H61ZM184 131H187V132H184ZM251 134H250V136H251ZM90 138L94 139L96 137L92 136ZM83 139H84V137H83ZM86 142H88V141H81L79 143V146H82V147H77L76 152H74L73 154L76 156L78 154L81 156H83V154L87 155L88 153L84 149H82L83 145L86 144ZM237 143H238V141L232 143L231 145H235ZM253 144H256V145L259 144V147L260 146H262V147L259 148L257 146L258 148L256 149V147L253 146ZM52 145H55V144L53 143ZM50 148L52 149V151L57 150L53 146H50ZM59 148H60V146H59ZM91 149H92V146H91ZM2 150H4V151L1 152V154H5L7 152L5 143L1 142V139H0V151H2ZM204 150L206 151V149H204ZM100 151L97 154H99ZM255 151H256V153H255ZM252 152H254V154H252ZM9 153L13 154V151L9 150L8 154ZM155 156L156 155H153L152 157H150L149 161H148V159H146L144 161H142V160L139 161V159H140L139 155H138V157L135 156V158H133V161H131L130 163H128L126 161L127 164L125 166L121 165L123 167L120 166V168H117V172L119 171L118 176H120L122 179H124L127 182H132V183L136 182V183L140 184L141 180L138 179L139 173H141V170L143 169V166L145 165V163L147 161H148V163H147V166L145 169L146 172H148V170H155L157 168V162L160 159V156H158V157H155ZM259 156H260V158H259ZM72 157H73L72 153L68 152L64 156V161H68ZM88 158H89V156L87 157V159ZM36 159L37 158L31 157L27 161H24L22 159L21 162H22V164H27V165L32 164V166H35L37 164L35 162ZM96 159H97V157L96 158L92 157L90 159L89 168H87L85 166H83V168L80 167V169L78 171L80 174L78 182L82 181L83 179H85L87 177V175L81 174L83 171L84 172H88L89 170L91 171L94 169L93 168L94 166H97L98 162ZM154 159H157V161L151 162ZM255 162H256V164H255ZM209 163L212 164V167L214 168L211 170V173L214 172L213 175H217L218 174L217 169L219 168V165L216 166L215 162L213 160L208 161V164ZM235 164H239V165H235ZM245 166H243V167L245 168ZM3 167H5V165H3ZM114 167L116 168V166H114ZM257 167L259 168V169L258 168L257 169L260 171L256 170L255 173L259 174V177H261L260 179H262V183H264V169H262V167H264V166L260 165ZM86 168H87V170H86ZM20 172H22L21 175H24L26 171H20ZM187 174L190 176V178L186 179L184 181V184L186 186L185 188H187L188 193H190V194H194V195L208 194V195L216 198V193H215V190L213 188L218 187L221 190H224L228 187L226 182H223L220 177H217V176L211 177L209 174V171H205V173L200 172L199 167H198V171L197 170H190ZM238 174H240V173L238 172ZM4 175H5V170L0 169V178ZM95 175H92L91 178L94 179ZM251 176H252V179H254V177H257V176H254L252 174H251ZM80 178H81V180H80ZM89 178H90V176H89ZM243 178H245V177H243ZM248 179H250L249 176H248ZM216 180H221V183L220 184H212V182H214ZM259 181L261 182V180H259ZM13 184H15V181L13 182ZM161 185H163V182H161ZM263 187H264V185H263ZM172 188H173V182L171 181L169 183V185H166V189H172ZM178 190H179L178 191L179 193H182L180 188ZM254 190L255 189L248 188L247 191H249V192H247V194L252 193ZM262 190H259V191L256 190L258 193L262 194V195H260L261 198L256 199L257 201L256 200H249V199L247 200L245 198V199H237L238 201L232 199V201H233L232 202L231 200L221 201V199L218 198V201L209 204V206H210L209 217L210 218L207 217V220L205 222H199V221L195 222L194 220L191 221V220H184V219L182 220L181 218H175V219H178L179 221L172 223V225H174V227L173 226L169 227L168 225L165 224L162 228V232L156 234L155 236L152 235L150 237L140 239L136 243H134V245L135 244L138 245V244L144 243L145 241H148V240L155 242V244L158 246V247H156V249L158 251L156 250V252L154 253V254H156V256H151V257L148 256L146 258L141 257L140 252H139L140 250L138 247H134L135 249L134 248L132 249V248L127 247L128 245L124 246V244L121 243L120 245L119 244L112 245V247L118 246V248L115 250L110 249V250H108L109 252L99 253V254H101V256L98 255L95 258L93 264H97V263L98 264H106V263L107 264H135V263L136 264H150L153 261L154 262L159 261V263H161V264H166V263L170 262V260L174 257V253L177 251L179 252L180 250L185 248V249H190L192 252H196V251L200 252L203 249L202 247L203 246L207 247V245L209 246L207 248L211 247L210 250L212 252L210 254V256L204 255L207 258H202L201 254H200L198 257H201V258H198V260L196 259L192 262L191 259L190 260L186 259L185 261L178 259L177 260L178 263L180 261H182V263H185V264H243L247 261H250L253 258L251 257V254L249 255L246 252L247 249L245 247H248V245L244 246L242 244L244 239L245 240L247 239L248 243H251L255 250H257V251L260 250L262 252L264 251V219H262V218H264V211H263L264 210V188ZM183 192H186V190H184ZM210 192H214V193L212 194ZM12 193L13 192H11L9 190H3L2 189L1 195H3V196H5V194L11 195ZM239 201H241L242 203H240ZM243 201H245V202H243ZM232 204H234V205H232ZM212 205H216V206H214V208L211 210ZM259 205L261 206L262 210L259 209L260 208ZM202 207H204V204L198 205V207H194L193 209L198 210ZM242 207H244L246 209H244ZM251 208H252V210H251ZM234 212H235V214H234ZM244 213H246V214H244ZM250 213H252V214H250ZM237 214H239L238 217H237ZM234 215H236V216H234ZM199 217H200V215H199ZM236 217H237V219H236ZM240 218L245 220V223ZM246 219H248V220H246ZM219 220L222 221V223L225 222V224H220ZM200 224L201 225L206 224L207 226L202 225L200 227H197V225H200ZM259 225H261V226H259ZM220 226L222 228H224L225 232L221 231L222 228ZM225 226H226V228L228 227L227 229H229L228 230L229 232L227 231ZM216 227L218 229H216ZM195 228L196 229L198 228L201 231L203 229H207V230L204 232L202 231V233L200 231L201 235L198 236L197 239H195L196 240L195 242L193 240H190V241H182L180 243H173V244L171 243L172 246H171V244H169L170 238L176 237L175 233L181 232L180 235H182V234L188 233V230H194ZM211 229H212L213 233L211 232ZM234 230H235V232H234ZM259 230L261 233L259 232ZM218 232H219V234H218ZM222 232H224L226 235ZM251 232H252V234L253 233L254 234L253 235L250 234ZM256 232H258L260 234H258ZM39 233L41 234V235H38L39 238L45 237L48 240H52L54 238V237L47 238L48 235L46 233H44V234L41 232H39ZM194 233H195V231H194ZM220 233H221V235H220ZM5 234H6V231L0 232V240H3L2 238L5 236ZM202 234L205 236H202ZM207 234H208V236H207ZM235 234L238 237L234 236ZM224 235L226 237H224ZM228 235L233 239L228 238ZM6 236H8V235H6ZM191 237H193V235H187V236H184L183 238H191ZM207 237H209V239ZM164 239H165V241H164L165 245L164 246H166L165 249L162 248L163 246L161 247L158 244V241H160V240L162 241ZM206 239L208 241L206 243L203 242V241H206ZM251 239H252V241H251ZM59 240H58V242H59ZM214 240H216V241H214ZM253 241H254V243H253ZM90 242L91 241H85V239H84V240L80 241V244L86 245V243H90ZM190 242H193V243L189 244ZM240 242H242V243H240ZM54 243L56 244V241H54ZM257 244H259L261 246L263 245L262 246L263 249L259 245L256 248ZM212 245H214L215 247H212ZM229 245H231L232 247L234 245V247L232 248ZM254 245H256V246H254ZM168 246H170V247H168ZM173 247L174 248L176 247V248L174 249ZM178 247H180V249ZM216 247H219V248H217V250H216ZM259 247H261V248H259ZM244 250H245V252H244ZM124 251H126V253ZM42 252H44V251H42ZM243 253H245V254H243ZM212 254H214V255H212ZM41 255H43V254H41ZM109 255H110V257H109ZM129 256H131V257L129 258ZM108 257L110 258V260ZM40 260H44V259L42 258V256L37 255L34 258V260L28 264H41ZM77 260H79V259H77V257H76L75 260H71L70 264H77L78 263ZM82 260L83 259H81V261ZM67 261H70V260H67ZM74 261H75V263H74ZM232 261L233 262L236 261V263H233ZM67 264H69V263H67Z\"/></svg>",
	"mask_w": 264,
	"mask_h": 264
}]
</instances>
